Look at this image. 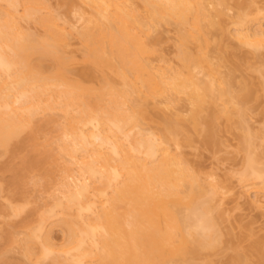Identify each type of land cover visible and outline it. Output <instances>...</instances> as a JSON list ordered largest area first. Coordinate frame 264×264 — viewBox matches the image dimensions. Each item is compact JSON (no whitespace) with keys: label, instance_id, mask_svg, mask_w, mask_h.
<instances>
[{"label":"bare ground","instance_id":"bare-ground-1","mask_svg":"<svg viewBox=\"0 0 264 264\" xmlns=\"http://www.w3.org/2000/svg\"><path fill=\"white\" fill-rule=\"evenodd\" d=\"M0 1L5 3V9L0 10V192H4L8 199L21 201L15 205L12 204L14 201L6 202L7 214L11 211L17 218L30 212L24 199L28 198L25 197L24 187L29 185L30 175V179H33V172L38 173L44 183L57 181L58 189L63 188L64 194H61L65 196L64 202L55 196L57 198L51 208H43L45 211L40 209L43 214L37 211L34 223L29 219V213L24 219L19 217L24 221L20 219V224L17 222L20 226H17L26 232L27 237L25 241L22 238V242L20 238L18 241L22 244L23 241L27 242V245L36 237L40 240L37 232L49 218L62 214L61 228H64L66 243L58 248L51 243L49 233L45 234L46 237L43 233L44 240L42 245L37 243L41 249H38L39 256H36L41 262L36 257L34 261L43 264L42 260L48 257L51 264H197V259L204 255L202 252L206 256L207 251H218L217 248L223 244V236L217 224L218 210L215 208L214 213L215 205L212 202L220 186L217 188V182L211 180H200L199 173L189 168L175 151L171 152L169 146L190 144L199 132L212 138L216 123L221 118H224L228 128L234 125L245 131L239 137L243 148L247 150L251 144L248 129L243 126L246 114L244 104L250 101L248 98L251 96L248 94L249 88L245 84L233 88L232 77L216 76V67L207 61L203 50L193 53L189 49L195 41L199 45H206L209 27L216 32L224 28L225 24L210 16L206 7L208 0H81L85 6L89 5L88 9L91 7L92 12L88 18H84L86 23L81 28L83 30L77 32L80 36L79 57L65 52L70 35H63L65 27L62 30L55 22L53 13L48 14L50 8L46 12L48 17L44 13L46 17L39 15L46 6L43 1ZM217 1L221 5L225 3V0ZM20 5L22 13L19 12V15L16 13ZM256 7L255 14L262 10L258 9L260 6ZM241 10L231 20L236 26H242L251 13L250 9L249 13ZM222 12L218 9L215 15L221 18ZM21 18L27 21L37 19L44 34L34 36L23 30L19 23ZM206 19L208 23L205 25L209 24L207 28L203 25ZM162 23L175 26L178 41L176 55L180 68L174 70L171 66L169 70H174L172 72L168 71L170 65L162 66L165 69L160 72L151 63L154 58L151 57L156 54L159 57L160 50L155 47L153 38L152 43L147 35L154 25ZM256 27L251 32L249 28V31L239 28L236 34L231 35H235L232 37L237 41L239 39V44L241 42L243 46L263 49L264 29H261V25ZM221 40L217 41L220 46L218 62L226 63L233 54L225 45H220ZM194 69L205 70L202 72L204 75L196 77ZM167 92L188 97L191 107L189 115L186 118H179L178 114L169 116L172 118L163 116L162 126L158 125L157 130L160 132H156L158 135L147 131L144 134L141 132L142 121L150 116L145 109L147 102L151 97ZM218 100L221 102L219 107ZM56 110L62 112L67 121L61 130L57 127L59 129L55 134L54 127L50 128L51 133L46 129L48 125L55 126L53 122L56 118L51 119L47 115L54 118L56 115L53 116V112L56 113ZM40 111H44V116L49 118L45 121L53 124L39 123L41 119L36 121L39 116L36 115L42 113ZM52 132L55 137L51 136ZM120 135L127 139V143L122 144L123 140L120 142ZM42 137L45 140L48 137L47 143L40 140ZM56 137L61 141L53 139ZM49 139L59 142L60 146L56 147L65 157L64 160L59 158L64 163L61 168L58 167L60 154H56L57 157L52 146H49L55 141L50 142ZM79 152L85 154L80 156ZM249 153L244 156L240 180L260 179L259 187L264 190V170L256 167L255 153ZM70 164L73 167L78 164L76 183L67 182L72 174L77 173L72 171ZM55 170L61 173H56V176ZM34 176L39 179L37 175ZM91 179L97 182L91 185ZM52 192L50 190L49 195ZM61 194L59 192L58 196L63 197ZM6 206L3 205V208ZM31 217L34 218L33 214ZM5 222L8 230L16 227L13 222ZM17 229L20 228H16V232L19 231ZM8 230L5 236L2 233L0 236V242L3 240L1 244L4 245L0 249V264L11 263L10 257H6L17 241V237L15 240ZM28 246L22 247V250L25 249L23 252L26 251L28 256L32 252L35 254V251L31 252L33 248L30 249L34 245ZM263 247L264 241H258L249 251L242 250L241 253L238 249L229 262L264 264ZM198 263L213 264L210 260Z\"/></svg>","mask_w":264,"mask_h":264},{"label":"rangeland","instance_id":"rangeland-1","mask_svg":"<svg viewBox=\"0 0 264 264\" xmlns=\"http://www.w3.org/2000/svg\"><path fill=\"white\" fill-rule=\"evenodd\" d=\"M41 1H43V3L48 8L45 6L44 8L46 11L43 8V10H41L39 12V15L40 16L42 15L41 17H44L47 14L46 12H48V10L50 8V10H49L50 12H48V14L52 15V13H53L52 16H54V20L56 19L55 22H57L58 25H60L62 27V30H63V27H65L64 28L65 31H64L63 35L64 34H65L64 36H67V34L70 35V36H68L69 38L67 37L68 41L66 39L68 44H67V49L65 47V52H67V53L69 52L68 55H73L74 57H79V55L81 54V51L79 49L80 36L78 33H80V31L83 30L81 28H84V24L86 23V22H84V18L85 17L88 18L91 15V13H90V12H92L91 7L89 8L90 9L89 10L88 9L89 5L86 4V6H85V2L82 1L83 2L82 3L81 0H41ZM253 1H255V2H253ZM1 2L2 1H0V10H4L5 9V5H4L5 3L3 4V2L2 3ZM210 2L208 0V4H206V7L209 11V14L212 17V19H214L216 21L219 20L220 23L222 22V24H225V25H223L224 33L222 32L223 30L220 32L219 31L216 32L214 29L211 30V27H209L210 28V29H208L209 34L206 35L208 37V42L204 46H203V44H201L203 46V49H202L201 45H199V42H197V41H195L193 45L190 44L189 49L193 53L194 52L199 53V51L203 50L205 52L204 54H206L205 56H206L207 61L212 66L215 65L216 72H217L216 76H218L220 78H226L227 75L232 77L231 78V80H232L231 85L233 86V88L236 89L239 86H241L242 84L243 85L245 84L244 86H247V88H249L250 93H248V94L251 96H250V98H248V99H250V101H248L246 104H244L245 105L244 111L246 112V114L244 117L243 126L248 129L247 132L249 133L250 138L252 136L251 140L249 138V143H251L250 147L247 148V150L250 153L247 152L246 147L243 148V146L241 145V142H239L240 141L239 137L241 135H243L245 133V131L243 129H240L237 126H234V125L229 126L231 128H228L224 118H221L217 121L216 126H215L214 136L212 135L213 139L211 138V136H209L207 138L206 137L207 134L205 136L203 132H202V134H201V132H199V134L197 133L194 135L195 132L193 131L194 141L192 140L191 141L192 143H190V144L184 143L180 147H175L174 145H171V144H169V146L171 148L170 149L171 152L175 151L174 153L180 155L181 158L184 159L185 163H187L189 168L193 169V171L196 172V174L199 173L198 176L199 177L201 176L200 180H202V181L205 180L204 182H208V180H211L212 182H217V183H215L217 188H218V186H220L217 189L219 191V193L216 190L218 195L217 196H216V194H214L215 196L213 195V199H214V197H215V199L213 200L212 203H214V205H215V207L213 205L214 213L216 210L220 211L219 213H218V211H216V213L218 214V217H219V218L217 217L218 221H217V219H216V221H217V224L219 225L218 226L219 230H221L220 231L221 235L223 236V237L221 236L223 238L222 239L223 244H221V246L219 245L220 248L219 249L217 248L218 251H216V252L212 251L210 253L207 251L206 256H205V252H202V254H204V255L201 254L202 256H200V258L197 259V264H199L198 262H201V260H207V261L210 260L213 264H230L229 259L231 257L233 258V256L235 254H237L238 249L241 250L240 251L241 253L243 252L242 250H245V251L248 250L249 251L251 249V246L255 242L264 241V192H263L264 190H262V188L259 187L260 186V184H259L260 179L259 180L253 179L254 181L252 179H249L250 181H247L244 179L240 180L241 179V169H242V166L244 165L243 164L244 156L247 153H249V154L252 153L251 155H254V153H255L254 156L258 157V158L256 157V159H257L256 167L260 166L259 169L264 170V130H263V128H264V89H263L264 88V86H263L264 85V79H263V76H264V74H263L264 73L263 72L264 71V47H263V49H262V47H260V49L256 48L257 49L256 50V49H254V47L252 49L251 48L252 46L250 47L249 45L243 46V44H241V42H240V44H241L240 45L238 42L239 39L237 41L236 38H234L236 36L231 35L234 32H235L234 34H236V31L239 28L240 29L241 28L246 29V30H248L247 28H249L250 31L249 30L248 31L251 32V30L254 31L257 28L256 26L261 25V29L262 28L264 29V12H263L264 11V7H263L264 6V0H244V1L243 0H225V3L222 5L217 0H213V1L210 0ZM216 2H218V4ZM250 2L253 4H251ZM239 5H241V6H239ZM253 5H254V7L257 6L256 8H258V6H260L258 9H262L263 11L262 10L259 11L258 9H256L259 11V13H256V14L253 13V12H255V8L253 7ZM2 6H4V8ZM248 6H251L252 9L249 8ZM238 7L239 8L241 7L240 10L243 9L244 12L241 10L243 13H245V10L248 11V13L251 10V13H250L248 20L244 24H242V26L237 25L239 27H237L236 24L232 22L233 21L232 19L233 18L235 19V17L237 16L236 14H238L239 13L238 11H240L238 9ZM243 7L246 9H244ZM1 8H3V9H1ZM218 9L222 10L223 11L222 13H224V14H222L221 18L215 15L216 10H218ZM17 11L18 12L16 14H19V12L22 13L21 12L22 11L21 5L18 6ZM242 12H240V13H242ZM42 13H44L45 15L43 16ZM46 16L48 17V15H46ZM251 16H253V18L254 19L256 18V19L254 20ZM250 17L252 18L251 21L249 20V19H251ZM57 18H58V21H57ZM21 19L24 22L22 20L19 21L20 27L22 29L24 27L23 30H25L26 32H30V34L32 33V34H34V36L35 35L38 36L42 33L44 34V30L42 29L43 27H41L40 24L38 25L39 22L37 21V19L33 18V19L28 20V21L24 20V18H21ZM86 20L87 19H85V21ZM205 23L206 24L208 23L207 19L203 23L205 28H207L209 26V24H208V26H206ZM162 24L163 25L159 24V26H157L158 24L154 25L149 30V32L151 31L150 36H149V32L147 35V38L151 39V40L150 39H148V40H150L151 42H152V38H153V42L155 44V47L160 50V51L158 50L159 52H161V53L158 52L159 57H156V56H158L157 54L151 57V59L154 57L151 60L152 61L151 63L153 66L155 65L154 67L157 68L158 71H160V72H161V70L165 69L162 67L165 65H168V66L170 65L169 67L166 66V67H168V71H170V72H172L176 69L179 70L180 67L178 68V66L180 65V63L178 62L177 55H176L177 54L176 51L178 49V47H177L178 44H176V43H178V41H177L176 31L174 29L175 26L173 27L174 24L169 25L168 23H162ZM243 25H246V26L244 27ZM66 29H67V31H66ZM42 30H43V32H42ZM219 30H221V28ZM232 36H234V37H232ZM221 38H222V40H221ZM154 39H155V41H154ZM219 39L221 40L220 41L221 44H220V42H219V44L225 45L227 47L228 51L230 50L229 51L230 54H233V56L229 57L230 59H228V58H227L228 60L226 59L227 60L226 63L222 62V61L220 62V60H219L220 65L218 62V59H219L218 56L220 53L218 48L220 46L217 45V41ZM196 44H197V46H196ZM198 45H199V47H198ZM225 46H223L224 50H226ZM176 47H177V49H176ZM197 47H198V49H197ZM194 50H196V51H194ZM256 51H257V53H255ZM160 54L161 55L163 54V56H162L163 60L161 59L162 57H160L161 56ZM175 56H176V58H175ZM158 58L161 59L162 61L159 60ZM165 62L166 63L168 62V63L166 64ZM217 62H218V65H217ZM163 63H164V65H163ZM171 66L173 68H171ZM169 68L174 69V70L171 71V69L169 70ZM203 69H205V68H203ZM203 69H201V70L194 69L193 72L196 73V75H197V76L196 75L195 76L200 78V76H202V74L205 71ZM198 71H200V72H198ZM155 72H157V70ZM165 93H163V95L161 94L162 96H160V94H158L159 96L156 95L155 98L151 97L149 99V101L147 102L146 107H148V108L145 107V109H146L147 113L150 114V116L148 117L149 120L147 119L148 121L147 120L142 121L143 127L140 125V128L141 127L143 128V130L141 128V132H143V133L145 132L144 134L154 133V134L158 135L156 132H160L157 130H159V126L160 127L162 126L160 123H163V120H162L163 116L164 117L165 116H168V117L172 116L173 117L176 114H178V117L182 116V117L186 118V116L188 114V110H189V108H191L190 107V101L188 102V100H189L188 97H186L185 94H175L173 92L172 93L167 92L168 94H165ZM137 95H139V94H137ZM137 97H135V99ZM152 99H153V101H152ZM218 101L217 102H218V107H219L221 105L220 104L221 102H220V100H218ZM57 111L58 110H56V113H54L55 110L53 112V116L56 115L54 118H52V116L47 115V117H49L51 119L56 118L55 122H53L55 126H52V125L49 126L47 124L49 126V129H48V126L46 125L47 126V129H46L47 132L51 133L52 130L50 128L54 127L53 130L56 134V131L58 132V129H59L57 127H60V130H61V127H63L66 124L67 120L64 117V115L62 114V112L60 113V111H58V113H57ZM40 112H42V113L37 114L36 117L38 115L39 116L35 120L37 121L38 119H41L42 121L38 120L39 123L40 122L44 123V122H46L45 120L48 121L49 118L44 116V114H46V113L44 111H40ZM47 113L49 114V111ZM59 113L61 115H63V117H61V115ZM40 114H42L43 116ZM50 114L52 115V112ZM57 114H59L58 117H57ZM40 116L44 118V121ZM206 116H207V113H206ZM152 117L154 118V120ZM172 117H169V118H172ZM58 118H59V120H58ZM165 118H164V120H165ZM62 119L64 121H62ZM56 121L58 124L56 123ZM58 121H60V122H58ZM46 123H50V122H46ZM53 123L51 122L50 124H53ZM59 124H60V126H59ZM155 124H157V125H155ZM55 127L57 128V130L55 129ZM146 131H147V133H146ZM54 132H52V134ZM189 133H192V131L188 132V134ZM55 134H53L51 136L55 137L56 136ZM48 135H49V133H48ZM193 135L191 136L192 139H193ZM249 136H247V137H249ZM42 138H43V140H42ZM42 138L40 139L42 142L48 140V137L46 138V140L44 139L45 137H42ZM49 138H51L50 135H49ZM124 138H123V136L120 135V142L122 140L124 142V143L121 142L122 144H125V142L127 140ZM53 139L59 140L57 137L53 138ZM208 139H209V141H208ZM49 141H50V139H49ZM52 141H55V140H51L50 142H52ZM60 141L61 140H59V142ZM59 142L55 141V142L50 143L53 145L49 144V146H52L51 149L52 150L54 149L55 155L60 154V151H58L59 148L57 149V147L60 146V145H58ZM45 143H47V141ZM102 150H105V149L103 148ZM56 152H58V153H56ZM79 153H80L79 154L80 156H83V154H85V152L84 153L79 152ZM58 155H56V156L58 157ZM62 156L60 154L58 159L61 157L60 159L64 160L65 157L63 158ZM60 159L58 161V162H60L58 167H60L61 165L64 166L63 165L64 163L61 162ZM70 165H71L73 172L78 171L77 170L78 164H77V166L74 165V167L72 164H70ZM75 167H76V170H74ZM55 171L56 172L54 174L56 175L57 170H55ZM60 171L62 172V169H60ZM72 171H71V173H73ZM58 172H59V170H58ZM33 173H34V175H37V176L39 175L38 173H35V172H33ZM33 173H31L33 179H30L31 178L30 177L31 175H30L29 181L27 182V183H29V185L27 184L25 186L26 188L24 187V189H26L25 194H27V196L25 195V197H28V198H24V199L28 202L27 206L30 207V208H27V211L30 210V212H28L29 214L28 213H26V214L29 215V219L31 218V220H33L37 217L38 214L36 212L39 211L40 209L43 211L44 209H49L48 207L53 206L52 203H54V201H56L57 197H60L61 199L60 198L59 199L62 200L63 202L65 200V196L62 195V194H64V192H62L64 190H63V188L58 189L59 186L56 184L57 181L52 180V181H50L51 183L49 182L47 184V183H44L45 181L43 178L41 181V178H39L40 175L38 176V178H39L38 180H40V181H38L36 179L37 177L35 178ZM60 173H57V175ZM63 174H64V169H63ZM74 174L71 175V179H73V178H75V179H73V181L71 179H68L70 181H67V182L76 183V182H74V180H76V178H77L76 174H78V172L74 173ZM73 175L76 177H74ZM263 175H264V173H263ZM207 176H209V177H207ZM89 182L91 185H94V182H97V181L94 179V181L92 182V179H91V180H89ZM46 185H48V186L51 185L52 187L51 186L46 187ZM72 185H74V184H72ZM60 187H62V186L60 185ZM71 187H73V186H71ZM52 189H53V192L55 190V192H54L55 195H53L54 193L52 192ZM56 189H57V191H56ZM50 190L52 192L51 195L53 196V199H51L52 196L49 195ZM59 192H60V194L62 192L61 195L63 197L58 196ZM0 193H2V191ZM2 194H0V205H2V209H1L2 212L0 214V229H1L0 230V236H1V233H2V235L4 234V236H5V233L9 229V228L7 229L6 226L4 225L5 221H7L11 224H12V222H13V224H16V227L14 226L15 228H11L12 230H8V232L11 231V233H13L12 235L14 236V239H15V236L17 237L16 238L17 241L15 242L17 245L14 243V246H12L13 248L11 247V251L9 250V253L7 252L9 256L7 255L6 258L9 259L8 257H10L9 262L12 260L11 263H8V264H18V263L19 264L20 263L21 264H40L41 259H39L40 262H38L39 260L37 257L39 256V252H40L39 250L41 249V245H42L41 242L44 240V239L42 240L43 233H44L45 237H46L45 234L49 233L48 237H50L51 243L54 246L55 245L58 246V248L61 246V244L63 245L64 243H66L65 241L67 238H65L66 237L64 234L65 232L63 231L64 228L63 229L61 228V226H62V224H61L62 223V221H61L62 220V214H59L61 217L59 215L58 216L55 215V217L53 216L45 222V224L43 225L44 227L39 231L41 234L40 236H39V232H37L38 239H40L41 241L40 240L38 241L36 239L37 238L36 237L35 240L37 242L33 239L34 241L32 240V242L25 245V243H27V242L24 243L25 238L27 237V235L25 234L26 232L24 233V230H22L21 227H18L17 225L20 224L21 218L24 219V216H28V215H26L24 213V215H22V216H17V218L21 217V218L17 219L16 216H14L10 213L11 212L10 211L8 213L9 214V216H8L7 212L9 210L6 209L7 208L6 202L12 203L14 201V203H12V204L15 205V203H20L21 201L15 199V198H14L15 200L8 199V197H6L4 194L3 195ZM4 196L6 199L4 198ZM48 196H50V198ZM55 196H57V197H55ZM3 205L6 207L3 208ZM0 208H1V206H0ZM215 208H216V210H215ZM4 210L6 211V213ZM31 210H33V211H31ZM41 210H40V212H42ZM56 210H58V209H56ZM10 214H11V216H10ZM32 214H33L34 218L31 217ZM41 214H43V212ZM219 214L221 216H219ZM12 217H13V220H12ZM14 217H15V219H14ZM7 218H9V219H7ZM27 219H28V217H27ZM29 219H28V221H30ZM21 221H22V219H21ZM34 221L35 220H33L32 222L34 223ZM17 222H19V224ZM16 228H20L22 231H20V229H17L19 231L16 232ZM14 234H16V235H14ZM2 238L5 239L7 237L2 236ZM18 238H20L19 241H21V242L24 239V241H23L24 245L18 241ZM21 238H22V240H21ZM1 242L3 243V240ZM1 242H0V245H1L0 249H1V247L4 246V245L2 246ZM17 242H19L22 246ZM37 243L41 244L40 247L37 245ZM28 245H30V246L34 245V247L33 246L30 247ZM20 246H21V248H20ZM27 246L30 247V249L33 248V249H31V252L35 251L34 253L36 255L32 254L33 253L32 252V253H29L30 255L28 256L25 253L26 251L23 252L25 250L24 248ZM249 246H250V248H249ZM22 247H24L23 248L24 250H22ZM263 249H264V247H263ZM36 251H38V253ZM28 252L29 251L27 249V253ZM24 253L27 255V258L29 257V259L26 258V255ZM208 254H209V256H208ZM30 256H31V260L33 259L32 260L33 262H35L34 259L37 256L36 259L38 261L36 260V262L33 263L32 261H30ZM254 257H255V255H254ZM46 259L42 260L43 264H48V262L50 261V259L49 260L48 259L46 260ZM253 260H254V258H253ZM255 260H256V257H255ZM49 264H51V261L49 262Z\"/></svg>","mask_w":264,"mask_h":264}]
</instances>
